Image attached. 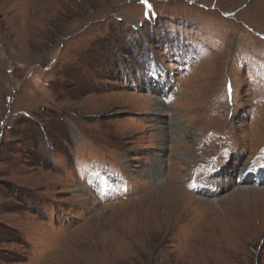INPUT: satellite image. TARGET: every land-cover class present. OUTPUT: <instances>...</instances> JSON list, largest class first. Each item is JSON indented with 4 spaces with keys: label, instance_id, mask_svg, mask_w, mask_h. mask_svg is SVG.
I'll return each mask as SVG.
<instances>
[{
    "label": "rangeland",
    "instance_id": "rangeland-1",
    "mask_svg": "<svg viewBox=\"0 0 264 264\" xmlns=\"http://www.w3.org/2000/svg\"><path fill=\"white\" fill-rule=\"evenodd\" d=\"M244 163L264 0H0V264H264Z\"/></svg>",
    "mask_w": 264,
    "mask_h": 264
},
{
    "label": "bare ground",
    "instance_id": "bare-ground-1",
    "mask_svg": "<svg viewBox=\"0 0 264 264\" xmlns=\"http://www.w3.org/2000/svg\"><path fill=\"white\" fill-rule=\"evenodd\" d=\"M154 103L157 105V106H155V107H156V112H158V113H160V112L162 111V109L165 108V104H164V102L162 101V99H161L160 97L155 98ZM154 113H155V112H154ZM171 119H172V118H171ZM177 123H178V122H177ZM171 124H172V128H173V127L175 126V124H176V121H175V120H171ZM181 127H182L183 130H184V127H183L182 125H181ZM167 130H168V129H167ZM198 135H199V134H197L196 132H194V133H192V134L190 135V138L194 141V140L198 137ZM185 158H186L187 160L190 159V160L192 161L191 156L185 155ZM159 162H162V161L157 160L156 164H154L152 167L154 168V170L157 168L156 174L158 175V177H161L160 175H163V173H162L161 166L158 165ZM245 164H246V163L241 164V165L238 166L239 171L242 172L241 176H242V179H243V180L254 179V182H255V183L264 180V166L259 167V168H257L256 170H254L252 167H248V165L245 166ZM249 165H250V164H249ZM144 170L146 171V170H148V168H147V169H141V171H140V174H141V175H143V171H144ZM150 170H153V169H150ZM161 173H162V174H161ZM217 174H218V172L212 174V175L210 176V180H209V182H214V183H215V180L217 179V177H216ZM155 177H156V179H157L158 181H160V180L163 178V176H162V178H157L156 175H155ZM77 186L81 187V185H80L79 183H77ZM230 186H231V184H230V183L228 184L227 179L224 178V179H222L221 181H219L218 183L215 184V187H216L215 189H213V190L211 189V193H212L211 195H214L213 193H214L215 191L218 192V190H220V189L223 190V189L228 188V187H230ZM201 187H202V189L210 190V188H209L208 186H205V187L201 186ZM239 189H240V188H239ZM84 190H86V189H84ZM238 191H240V190H238ZM206 195L208 196V195H210V194H206ZM217 197H218L217 195L213 196L211 202H216L217 199H218ZM198 201H199V200H198ZM200 201H205V200L200 199Z\"/></svg>",
    "mask_w": 264,
    "mask_h": 264
},
{
    "label": "snow or ice",
    "instance_id": "snow-or-ice-1",
    "mask_svg": "<svg viewBox=\"0 0 264 264\" xmlns=\"http://www.w3.org/2000/svg\"><path fill=\"white\" fill-rule=\"evenodd\" d=\"M142 2H146V0H142Z\"/></svg>",
    "mask_w": 264,
    "mask_h": 264
}]
</instances>
